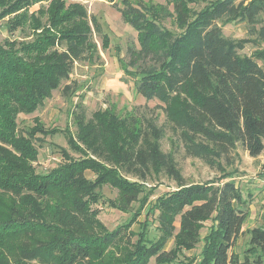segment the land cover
Returning a JSON list of instances; mask_svg holds the SVG:
<instances>
[{
  "label": "trees",
  "instance_id": "trees-1",
  "mask_svg": "<svg viewBox=\"0 0 264 264\" xmlns=\"http://www.w3.org/2000/svg\"><path fill=\"white\" fill-rule=\"evenodd\" d=\"M29 1L43 0H0V18L15 14ZM164 1L172 3L180 29L177 35L161 30L144 10L126 1L119 11L140 34L131 64L155 65L139 72L136 92L145 101L163 105L184 155L199 160L220 179L188 184L174 155L162 150L165 132L155 120L132 119L131 125L121 126L105 112L90 119L81 112L75 118L78 138L92 157L115 166L119 176L140 182L164 176L176 185L174 192L155 204L160 238L154 244L135 241L128 224L107 231L95 219L89 204L96 185L85 175L95 168L90 159L71 161L42 176L10 160L0 167V196L8 201L0 218V260L5 264L171 261L173 252L163 246L176 231V219V239L185 248L196 246L204 222L214 220L200 264H264L263 230L249 233V245L259 250L258 255L240 258L233 252L248 213L242 207L241 191L226 173L239 160V148L250 158L264 151V0H208L193 19L186 8L191 0ZM17 18L29 25L33 41L0 45V143L7 144L16 130L17 115L35 112L52 91L69 81L75 62L91 63L97 56L79 6L65 8L62 2L52 1L47 10L29 18L15 15L12 29L20 25ZM223 21L244 23L249 40L225 37L219 27ZM245 44L257 49L249 57L239 54ZM76 88L70 81L62 93L70 95ZM18 142L15 148L31 158L30 141ZM119 176L114 173L112 185L118 189L119 206L128 208L137 201L139 190L136 183Z\"/></svg>",
  "mask_w": 264,
  "mask_h": 264
},
{
  "label": "rangeland",
  "instance_id": "rangeland-1",
  "mask_svg": "<svg viewBox=\"0 0 264 264\" xmlns=\"http://www.w3.org/2000/svg\"><path fill=\"white\" fill-rule=\"evenodd\" d=\"M43 0L39 3L28 2L15 14L0 18V45L5 43L26 44L33 41L29 25L20 22L19 27L11 28L13 19L19 15H36L39 10H47L51 2ZM65 8L79 6L88 28L91 29V44L97 56L92 57L91 63L75 62L72 66L69 81H63L51 92L37 110L31 114L16 116L15 132L7 138L10 144L0 143V167L10 160L28 166L32 174L42 176L55 168L71 161L90 159L95 168L86 171V180L93 185L94 201L89 208L95 219L106 228L113 231L128 224L134 234V240H143L154 244L160 238L158 231V213L155 204L160 197L176 190V185L164 176H155L146 182H140L132 177L117 173L118 170L109 162L98 160L91 156L85 142L78 138V127L75 118L82 112L86 119L93 114H108L113 117L115 124L131 125V120L141 122L145 119L156 121L162 127L165 136L161 148L166 153L174 155L175 161L188 184H203L220 179L218 173L208 169L199 160L187 158L170 130V125L162 111L163 105L156 100L145 101L136 92L135 82L140 79V71H149L155 65L149 62L131 64V52L139 50L140 34L132 28L119 12L124 1L138 9L144 10L148 19L158 28L172 35L180 33L172 3L164 0H57ZM208 0H191L186 8L190 18H194L208 6ZM6 7V6H5ZM3 7L0 6V15ZM1 17V16H0ZM13 18V19H12ZM12 19V20H11ZM92 19L95 20L99 32L95 31ZM29 20V19H28ZM219 27L225 37L234 41L249 40L244 23L239 21H223ZM263 47V46H262ZM256 47L245 44L239 51L244 57H249ZM70 81L76 84V90L70 95H63L62 89ZM28 139L34 150L33 155L25 158L18 147L19 140ZM239 160L226 168L228 180L232 181L242 193L243 208L248 213L240 235L236 239L233 252L240 258L248 255L250 258L259 254V250L249 245L250 231H264V151L257 158H250L241 148L238 149ZM117 171V172H116ZM116 173L128 182L136 183L139 197L128 208H122L118 203V189L112 185V176ZM0 196V218L4 217L8 201ZM176 231L163 246L166 252H173L171 261H155L149 259L147 264H200L203 251L207 245L206 237L215 227L214 220L205 221L200 231L199 242L192 248L179 245L176 239L178 220L175 221ZM0 264H5L0 260ZM8 264H12L9 262Z\"/></svg>",
  "mask_w": 264,
  "mask_h": 264
}]
</instances>
